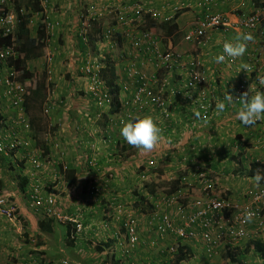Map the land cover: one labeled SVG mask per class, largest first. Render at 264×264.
<instances>
[{"label": "crops", "instance_id": "1", "mask_svg": "<svg viewBox=\"0 0 264 264\" xmlns=\"http://www.w3.org/2000/svg\"><path fill=\"white\" fill-rule=\"evenodd\" d=\"M59 3L67 9L69 14L62 13L57 17L59 23L57 22L55 35L47 49L54 51L55 59L52 63L47 62L45 49L42 55L28 61V69L33 73L29 84L35 85L34 88L28 87L24 103V113L27 115L30 129L24 131L17 127V131H15L23 139L29 138V142L33 143L34 148H37L34 149V155L44 161V166L39 171L34 170L23 156L25 150L11 148L6 153L0 152V166L3 167L7 164L13 170V173L3 176L5 178H3L2 191L7 192L5 186L8 184V178H11L9 175L13 174L14 176L15 174L19 178L17 180L20 185L9 195L18 204L20 220L23 219L27 225L24 226V236H29L28 238L31 240L24 241L21 247L25 253L41 254V259L44 260V264H47L50 258L49 249L53 245L61 247L62 243H66L67 233L65 235L61 226L67 230V225L55 223L57 224L55 229L51 230L50 225L46 223L41 230L39 222H47L49 218L34 211L26 202L27 199L24 200V197L30 198L29 186L33 182H38L43 184L45 192L53 195L58 202V209L63 213L82 217L84 233L81 234L80 239H76V243L73 240L74 246H72L81 261L74 262L72 260V264H107L106 256L109 254L108 252L110 255L117 253L118 242H121L122 248L119 251L120 255H116L115 258L122 261V264H169V259L162 260V254L171 253L175 258L180 249L186 252L187 259L183 263L189 264L188 260H192V258L194 260H213V254L211 255L207 251L205 244H196V241L191 240H176V244L171 245L172 241L168 240L163 245L159 243V237L155 230V235H153L154 226L150 221L151 215L155 212L169 211L159 209L156 203L167 195L165 193V195H152L145 187L146 182L157 181V176L151 172L153 167H150L148 162L150 159H154L156 163L158 159L161 160L164 175L171 180L176 177L178 170L177 158L173 155L175 149H177V154L184 155L183 153H186L190 158L196 159L203 156L205 160L207 157L209 160L214 159L212 161L215 162V166L208 167L210 173L207 177L215 178L219 183L217 189L223 193L229 190L228 197L238 201L245 200V194L249 189L264 186V180L256 185L254 176H248L247 173L253 164L259 162V167L254 168L253 166V168L256 169V174L264 175V172H259L264 171V166L261 164L264 160V120L258 121L254 126L241 124L236 118V113L241 107L240 101L235 102V96L228 92L231 89L237 94L239 88L245 86L248 95L251 96L264 88V85L259 83L260 78H264V17L257 27L250 31L254 35V41L248 43L247 50L242 57L227 63H217L214 59L216 56L222 55L224 43H235L238 34L245 32L242 21L250 13L264 6V0H216L215 5L211 8L214 12L225 17L228 27L213 29L201 41L194 43L186 41L185 36L192 30L196 19L201 16L199 0H176L171 5L167 3V0H150V4L147 3L155 9H159L164 16L171 18L176 14L172 11L173 5L179 3L181 7L179 11H183L182 8L188 6L190 10L182 12L176 20L179 30L171 37L157 38L160 41V49L173 48L184 53L187 58L194 57L202 64L207 87L216 93L219 90L218 93L222 95L215 97L213 118L205 122L199 119L198 123L196 121L200 114L191 107H183L181 99L177 101L174 99L172 101L173 122L171 121L168 131L161 134L159 143L149 152L128 144L120 135L122 125L118 124L117 117H121L123 114L125 116L124 112L127 108H123L121 114L114 116L109 115L110 113L106 111H98L95 99L89 91V80L82 71L87 60V52H85V45L77 33L80 20L76 13L82 8L78 7L77 0H59ZM47 12L48 10L45 11V16L48 20L56 19L53 16L50 18ZM39 19L34 16L36 23H39ZM36 30L37 28L32 32V36H36ZM196 48L199 50L197 51ZM212 48L217 49L212 50ZM94 49L97 50V48ZM82 53L86 54L83 56ZM80 55L83 56L82 60H80ZM242 64H248L251 71L248 72L241 68ZM145 72L151 77L158 78L159 81L170 78L174 73H171L170 70H157L153 64L149 65ZM59 73L66 76H59ZM171 78L173 82L170 86H179L181 78L174 75ZM24 84L26 85V83ZM226 93L232 95L234 103L228 106L224 113L217 115L216 104L223 100ZM1 101L0 99V105ZM47 106L50 108L48 115L44 112ZM136 113L134 116L139 115ZM3 114V110H0V126L5 124L4 128L1 127L0 143L9 141L13 135V132L9 133L8 122L10 120L8 119L10 118L5 116L7 121L4 122ZM152 114L153 112L147 108L142 115L144 117ZM219 117L221 120H218ZM176 118L180 124L174 120ZM224 125L226 126L223 127ZM177 128L180 129L177 130ZM220 129L224 130L223 134ZM227 139L231 143L230 147L233 145L231 148H228L225 142L223 143ZM220 140L222 142L219 144ZM216 142H218V147L215 146ZM210 143H213L214 146ZM136 149H139L142 156H138V158L130 156V153ZM11 151L14 152L11 153ZM225 154H230L228 156L232 160L230 165L225 163L227 158L221 156H225ZM94 160L97 162L96 166H90V162ZM64 166L68 168L66 171L63 170ZM141 167L142 170L149 172V177L145 180L141 177L143 173L140 171ZM239 170H242L245 175L239 174ZM68 173L71 174L68 175ZM185 174L192 182L196 179V174L189 175L186 172ZM160 178L164 179L161 176ZM93 182L98 186V193L94 197L89 193V185ZM24 183H26L25 187L22 186ZM199 184L202 183L199 182ZM137 193L143 194L147 201L152 202L155 208L154 212L145 213L134 206L138 198ZM126 203L130 209L127 213L136 214L139 212L144 222L140 227V241L135 245L132 253L123 247V243L128 244L125 228L128 219H124L126 214L123 213ZM170 212L173 213V211ZM1 218L12 222L4 217ZM12 223L15 224V222ZM252 228L254 230L255 226ZM21 229L22 224L21 227H18V230ZM13 233L15 234V231L11 227H0V238L2 239L7 235L12 238ZM156 243H158L157 246ZM106 244L110 247L105 248ZM240 244L245 245L244 249L249 248L248 251L252 248L259 251L256 244H261L264 249V242H260L255 236ZM240 244L237 246L227 243L220 244L215 249L214 256L221 252L223 255L229 248L234 251ZM99 247L103 251L99 250ZM171 247L174 248V251H171ZM84 249L86 251L88 249V254ZM260 253L264 256V250ZM101 255H105V257L101 258ZM202 255L206 259L202 258ZM258 261L260 263L257 262V264L264 263L262 258Z\"/></svg>", "mask_w": 264, "mask_h": 264}, {"label": "built area", "instance_id": "2", "mask_svg": "<svg viewBox=\"0 0 264 264\" xmlns=\"http://www.w3.org/2000/svg\"><path fill=\"white\" fill-rule=\"evenodd\" d=\"M216 0H199V6L205 7L204 14L198 18L193 25L192 30L185 36L188 42L201 41V39L208 35V32L213 29H220L228 27V22L222 14L212 13L209 5ZM47 1H43L45 4ZM141 2V1H140ZM102 10L98 11L96 4H91V7L84 10L81 14L80 26L78 35L85 45L88 43L89 33L96 18L101 15L115 16L117 24H121L128 28V32L123 33L133 43L142 42L147 44V52H152L155 56L160 58V62L170 69L172 75L179 79V86H170L169 79H164L159 82L157 88L152 87V81L144 74L141 67L135 63L127 70L128 77H132V85H122L120 78L118 84H121L124 91L128 92V98L123 96V107L135 110L139 115L134 116L131 111L127 112L125 120H130L134 117H143V112L150 109L153 114L151 117L161 130V134L168 131V128L173 122L172 103L169 100L170 96L181 99L182 102L193 101L198 97L205 99L207 91L203 87L205 78L201 70L200 62L194 57L187 59L184 53L178 52L175 49L161 50L160 41L151 34V31H143L136 35L135 31L140 28L145 19V16H150L153 19L169 20L171 17L164 16L161 11L149 6L146 2L140 4H133L128 7L119 8L116 10L110 9V4L101 6ZM180 4L176 3L172 6L173 13H177L180 9ZM23 11H17L14 0H0V31L3 36H14L17 33L19 24L21 23L20 16ZM38 16V15H37ZM264 17V6L253 13H250L243 21L245 32H250L255 29L261 19ZM110 19V18H109ZM34 23V18L30 19L29 24ZM47 33V49L54 36V31L57 24L47 20L45 22ZM118 48V46H116ZM115 48V49H116ZM45 53L46 61L52 63L54 61V51L47 50ZM222 54H224L222 52ZM87 60L83 66V73L89 80V91L95 99V104L101 111H106L111 107L113 101L112 93L105 87V83L101 76V69L104 66L101 58L93 51H87ZM21 57L20 51L15 43L2 44L0 43V95L4 100H8L10 105L18 110V115L15 123L24 131L30 129V124L27 120V115L24 109V103L28 90L24 82L20 79L19 73L12 61ZM225 59L233 62L235 58L225 55ZM175 67V68H174ZM176 70V73H175ZM134 77V78H133ZM155 78V77H154ZM247 93L245 86L239 88L235 95V100L239 101L240 97ZM194 111L198 112L199 119L207 121L213 118L212 112L214 106H208L205 103H200L192 107ZM46 115L50 113L49 106L45 107ZM31 140V139H30ZM32 145L29 138L23 139L15 131L11 139L7 142L0 143V152L6 153L11 148H23L29 151L25 156L30 166L39 171L44 166V161L38 156L34 155ZM96 160L90 162V166H96ZM156 164L154 159H150L148 165L154 167ZM264 166V160L261 163ZM187 168V166H185ZM67 166L63 167L66 171ZM196 179L202 183L200 196L191 197L190 193L194 191L192 183L188 175H184L181 179L183 187L178 192L167 195L164 198L165 204L172 208L173 213L169 212H155L151 215L150 221L154 226L159 240L167 237H174L176 240H191L205 244L207 251L214 255L215 249L223 243L237 246L238 244L255 236L261 238L264 236V186H256L249 189L245 194L244 201L234 200L228 197L229 190L226 193L217 189V180L213 177H207L208 172L204 171L199 166L196 167ZM149 172L143 171L142 179H147ZM188 176V177H187ZM89 193L91 196H96L98 193V186L95 182L89 185ZM29 196L31 199L30 207L34 211L44 214L46 217L53 218L59 223L71 222L74 226L73 237L80 239L81 234L84 233V224L82 217L70 216L58 209V202L52 194L44 192L42 185L38 182H33L29 189ZM246 210H251L255 213L251 222H244V214ZM130 214V213H127ZM126 214V215H127ZM0 216L9 220H17L18 209L15 205L9 203L8 199L0 196ZM128 219V220H127ZM125 228L128 238V244L123 247L127 249L128 246L134 248L140 241L139 219L131 215L126 218ZM252 226H255L254 230ZM118 247L121 248V242H118ZM171 251L174 248L171 247ZM22 264H38L37 260L24 262ZM60 264H72L69 259L63 260Z\"/></svg>", "mask_w": 264, "mask_h": 264}, {"label": "rangeland", "instance_id": "3", "mask_svg": "<svg viewBox=\"0 0 264 264\" xmlns=\"http://www.w3.org/2000/svg\"><path fill=\"white\" fill-rule=\"evenodd\" d=\"M26 1L27 0H25V3H26ZM140 1L141 2H146V3H149L150 4V0H99V1H97V0H77L78 7H81L82 9H79V11H77L76 13H78V18L80 20L81 19V17H79V16H81L80 13H83V11L84 10H87V8L89 9L91 7V4H93V3L97 5L98 11H100V10H102L101 6H104V5L108 4V3L110 4V9L113 8V10H116L117 9L116 7L125 9V7H128L130 5L137 4V3L140 4L141 3ZM175 1L176 0H167V3L169 5H171V4L175 3ZM48 2L49 3H46L45 4V6H46V8L48 10V12H47L48 13V16L50 18L52 16L53 17H56V19H52V21L54 20L53 22L56 23L57 26H58V23L59 22L57 21L58 20L57 17L60 16V15H62V13L69 14V12L67 11V9L63 8L60 5L59 0H48ZM25 3H23V4H25ZM36 17H39V16H36ZM99 17H104L105 18L104 15H101ZM40 19H41V17H40ZM114 20H115V16L112 15L110 17V19H108L107 21H105V23H106L105 24V27H107V26L110 27L113 30L112 31L113 33H118V32H120V33H126V32H128V28L126 26H123L121 24H117L116 21H115V24H113L112 21H114ZM105 27H103V28H105ZM35 28H36V22L34 21V23L31 25V31L33 32ZM150 30L152 31L151 34L153 36H155L156 38H163L164 37V34L162 33V31H158V30L157 31H154L152 29H150ZM147 31H149V30H147ZM54 32H56V31H54ZM140 32H141V29L140 28H137V30L135 31V33H136L137 36H138V34ZM110 44H111V42L109 43V46H110ZM146 45L147 44H143L142 42L132 43V39L131 38H129L128 40L126 39V43H125V46H124L123 51H127L128 52V57L126 58L124 56V60L123 61H121L120 58L118 57L117 60L119 59L120 61L118 63L116 62L117 66L119 68L118 69V72H119V77L118 78H120V80L122 82V85H130V84L132 85V79H131L132 77H128V75L126 73L127 72L126 69H128L134 63L137 66H139V67L141 65L143 66L141 69L144 71V74L148 77V79H150L152 81V83H153L152 84V87H154V88H157L158 87L160 81H159L158 78H157L158 79L157 80L156 78L149 76L145 72V69L149 65H152L153 64L155 67H157V70H161V69L162 70H165V71H169L170 70L169 68H167V66H165L164 64H162V62L159 61L160 58H158L157 56H155L152 52H147V46ZM78 48H79V46H78ZM85 48L87 49L88 46H85ZM98 48H102L101 50H103V51L98 56L101 58V60H104L103 59V56H104L105 52H110V50L106 47V45H104L103 47L100 46ZM217 48H220V47L217 46ZM217 48H214V49H217ZM196 49H197V51L199 50L198 48H196ZM214 49L212 48V50H214ZM120 50L121 49L118 46V48L116 49V52L114 54L116 56H118L120 54ZM166 50H167V47H166ZM85 54L82 53L83 56ZM82 55H80V60H82V57H83ZM231 58H233V57H231ZM187 59H189V58H187ZM228 60H230V59H225L223 62H226L227 63ZM81 63L83 64L84 62L82 61ZM200 66H201V70H202L203 69L202 68V64H200ZM49 67H51V66L49 65ZM64 75L65 74L59 73V76H64ZM68 76L71 78L70 75H68ZM81 76H82V74H81ZM171 76H170V78H167V79H169L170 82H173ZM48 77H49V74H48ZM164 79H166V78H164ZM164 79H162V80H164ZM25 83H26L27 90H29L28 87L29 88H34L35 87V85L29 84V81H27ZM203 87L207 91V95H206L205 99H202L201 97H198V98H196L193 101H191V100L190 101H186V102L182 103L183 107H185V108H187V107L190 108L191 107L192 108V107H195V105H198L200 103H205L206 105L211 106V107L214 106L215 101H216L215 100V97L217 96V95H215L216 92L214 90L209 89L207 87V85H206V82L204 83ZM263 90H264V88L261 89L262 92H263ZM0 99L2 100L1 101V105H0V108H1L0 110H3V112H4V114H3V116H4V122L7 121V118H10V119H8V120H10L8 122V124H9L8 126L10 127L9 133H11L13 131H17L18 125L15 123V120H16L17 115H18V110H16V111L13 110L14 108L10 105V103L8 102V100H4V98L1 95H0ZM174 99H175V101L178 100L176 97H173V96H170L169 97V100L171 101V103H172V101ZM110 110H111V108H108L106 110V112L109 113ZM98 111H101V110L98 108ZM129 111H131L134 114L136 113L135 110H131L129 108H127V110L124 113H127ZM136 114H138V113H136ZM109 115L114 116L112 114H109ZM117 120H118V124H121V125L124 122L127 121V119L125 120V118L123 117V115L121 117H117ZM174 120L177 122V118L174 119ZM218 120H221L220 117L218 118ZM177 124H180V123L177 122ZM225 126L226 125H224L223 127H225ZM1 127L4 128L5 127V124L3 123L0 126V133H2L1 132ZM179 129L180 128H177V130H179ZM228 130H230V129H228ZM228 130H226V131H228ZM221 133L223 134L224 133V130H221ZM5 142H7V141H5ZM218 142L220 144L222 141L220 140ZM218 142H217V144H218ZM224 142L228 146V148H231L233 146L232 145L230 147V144L231 143L229 142L228 139L226 141H223V143ZM212 146H214V144H212ZM215 146L218 147V145H215ZM30 147L32 148L33 153H34V149H37V148H34L33 143H32V145ZM83 147L86 148L87 146H83ZM219 147H221V145H219ZM218 150H220V149H218ZM12 152H14V151H11V153ZM26 155H27V153L24 152V155L23 156H24L25 159H26V157H25ZM3 156H5V155H3ZM130 156H132L134 158H138V156H142V154H141V152H139V149H136V151H133V152L130 153ZM221 156L227 158L226 161H225V163L228 164V165H230L229 163L232 161L230 159V157H228V156H230V154H227V155L225 154V156L224 155H221ZM201 158H203V156H201ZM0 159H1V156H0ZM212 160H214V159H212ZM176 161H177V164H176L177 166L180 165L181 167H183V165H181V163L183 164L185 162L182 159H178L177 158ZM213 164H215L214 161H213ZM155 166H156V168H154V171L155 172L153 171V168H152L151 172L154 173L155 176H157L156 177L157 182L163 183V186L166 184V187H167V182H169L170 179H168V177L166 175H164V174L160 175L158 173V171H157V167L160 166L159 168H161V160L159 162V159H158V161L154 165V167ZM180 170L181 169H178L177 171H180ZM208 171L210 172V170H208ZM9 173H13V170H12V168L9 167V165L5 164L3 167L0 166V177H2V178H0V180H1L0 181V188H1L0 195L7 197L10 200L9 203H11V201H12V203L14 205H16L17 208H18L17 202L15 200H13L12 197L9 195V194L13 193V191L18 187V185H20L18 183V180H17L19 178H17V176L15 174H14V176H13V174L12 175H9L11 178H8V184L5 186V188L7 189V192H3L2 191V183L4 181L3 178H5L3 176H5V175H7ZM160 176L163 177L164 179L162 180L160 178ZM41 185L44 188L43 184H41ZM29 188H30V186H29ZM162 194L165 195L164 192H162ZM195 196H200V191L196 190L195 192H193L192 193V197H195ZM24 198H25L24 200L27 199L26 200L27 203H29V204L31 203V199L30 198H26V197H24ZM164 201L165 200L162 199V200H158L156 202L158 204L159 209H164V211H169V212L170 211H174L172 208L168 207L165 204ZM127 204L128 203H126V205L124 207L121 206L125 210V211H123L124 214H127V211H130L129 205H127ZM119 205H121V204H119ZM131 214L136 219H139V230H140V227H141L142 224H144V222L142 221V218H141L139 212L136 213V214H133V213L127 214V215L124 216V219H126L128 217V215H131ZM22 220H20V219L12 220V222H15V224H14L12 222H7V220H4V219H2L0 217V227L1 226L5 227V228L6 227H9V228L11 227L15 231V234L13 233L14 235H13L12 238L10 237V235H7L6 237H4V239L0 238V264H21V262H27V261L30 262L33 259L40 258V255L36 254V252H34L33 254L31 252H26L25 253L23 247H21V245L24 244V241H27V242L31 241L30 238L24 236V232H25L24 226H27V225L24 222V220H23V222H22ZM21 224H22V229L21 230H18V227H21ZM151 227H153V226H151ZM61 229L63 230V232L66 235L67 230L65 229V227L61 226ZM154 230L155 229L153 228V235H155ZM255 239H253V240H255ZM168 240H171L172 241L171 245L176 244V239H174L172 237H167V238H165L163 240H158V241H159L160 244H163L164 245V242H166ZM258 240H260V242H264V237L258 238ZM14 242H16V244H14ZM84 242H85V240H84ZM62 244L63 245L61 247L60 246H57V245H55V246L53 245L51 247V249H49L48 254H49V257L50 258H49V263H47V264H50V262H52V264H60L65 259H69L71 261V263H72V260H74V262L75 261H78V262L81 261V258L75 253L74 248H72L71 246H69L65 242L62 243ZM196 244H200V243H196ZM19 245H20V247H19ZM155 245L157 246L158 243H156ZM167 247H169V246H167ZM244 247H245L244 244H240L237 247V249H235L233 251L235 254H239V256L237 255L239 257V262L238 263L231 262L227 257H225L224 254L222 255V252L220 254L215 255V256L213 255V257H212L213 260H207L202 255V258H205L206 260H203L202 258H201L202 260H194V258H192V260L190 259L188 261H190L189 264H257V262H259L258 260L260 258H262L264 260V258H263L264 256L259 251L255 250L254 248H252V249H250L248 251L247 249H244ZM4 250H7V251H4ZM90 250H92V249H90ZM120 250H121V248H119L118 250H116L117 253L116 254L114 253L115 254L114 256L120 255V253H119ZM129 251H130V253H132L133 252V249H130ZM88 252L89 251L87 249L86 254H88ZM108 253L109 254L106 256L107 259H105V260H108L109 261L110 260V257H112V255H110V252H108ZM162 255H163V259L162 260H165L167 258V259H169V264H173V261L175 259L174 258V254L164 253ZM101 256H102L101 258L105 257V255H101ZM42 264H44V260H43ZM183 264H186V263H183ZM262 264H264V263H262Z\"/></svg>", "mask_w": 264, "mask_h": 264}, {"label": "trees", "instance_id": "4", "mask_svg": "<svg viewBox=\"0 0 264 264\" xmlns=\"http://www.w3.org/2000/svg\"><path fill=\"white\" fill-rule=\"evenodd\" d=\"M24 1L25 0H14L15 8L17 11H21V9L24 8L26 10V12H28V13L20 16L21 23L19 24V28H18L17 33H15L14 36H11V35L3 36V34L0 31V43H2V44L15 43L16 44V47L18 48V50L20 51V54H22V56L21 57L19 56L15 61H12L11 63H12V65L15 66L16 70L18 71L20 79L25 83L27 81H30L33 78V73L28 69V61L31 58L38 57V56L42 55V53H44L45 47H47V33H46V25H45V21H44L45 16H42L40 23L38 24L36 36H32L31 30L29 28V18L36 12H43L41 0H27L26 3ZM23 3H25V4H23ZM215 3H216V1L209 5L210 11L212 13H216L211 8L213 5H215ZM182 9H183V11H178L174 15V17L169 19V20L153 19L150 16H145V19L143 21V24H141L140 29L143 31H146V30L151 31L150 29H152L154 31H157V30L162 31V33L164 34L165 37H171L179 30L178 24L176 22L177 18L181 15L182 12L189 10L188 6H187V8L185 7ZM200 10H201L200 14L202 16L204 14L205 7L200 8ZM200 17H198V18H200ZM105 18L108 20L110 17L108 15H105ZM105 18L99 17L98 19L96 18V21H94V25H97L99 29L101 28L100 29L101 31H98V33L96 31V32H94L93 35L89 36L91 43H93L92 46H94V47L89 46L87 48V50L89 49V50L93 51L94 53H96L97 55L102 53V50L100 48H98V46L103 47L104 45H106V47L110 50V52H105V54L103 56L104 66L101 69V76H102V79L105 83L104 84L105 87L113 95V101H112V104L110 107L111 110L109 113L112 115H116V114H119L124 108L123 107V96L128 98V92L126 93L124 91L123 87L121 86V84H118V82H117L118 77H119V72H118L119 68L116 64V62L118 63L120 60L123 61L124 56L126 58L128 57V52L123 51L125 43H126V39L128 40V38L123 33H120V32L113 33L112 32L113 30L110 27H108V26L105 27V24H106L105 21H107ZM112 22H113V24H115V20ZM103 27H105V28H103ZM216 30H218V29H216ZM110 42H111V44L109 46ZM116 46H119L121 49L120 54L118 56H116L114 54L116 52V50H115ZM94 48H97V50ZM118 57L120 58V60L119 59L117 60ZM228 92L229 93L231 92L233 96L236 95V91H233L231 89ZM218 94L219 93L217 91V93H215V95L222 96L221 94H219V95ZM239 101H235V102H239ZM20 150L21 151L25 150L23 152H26V153L28 152V150L23 149V148H20ZM203 162L208 164V161L205 159L201 161V163H203ZM258 163L259 162H257V164H253L254 168L259 167ZM253 166L247 172L248 176H255L256 175V173H255L256 169H254ZM159 167H157L158 173L160 175L164 174V170L162 168H159ZM140 171H143L142 167H141ZM180 171H177L178 175L176 178H173L169 182H167V187H166V184L163 186V183L157 182L156 180L146 182L145 187H146L148 193H150L152 195H155V194L160 195V194H162V192H164L166 195H172V194L178 192L182 188V185H183L182 181H181L182 180L181 177L183 176L182 172L184 170H180ZM70 172L72 173V170ZM259 172H264V171L261 170ZM71 173H68V175ZM238 173L241 175H245V173L242 170H239ZM25 184L26 183H24L22 186L25 187ZM135 192H137V190H135ZM136 195H138V198L136 199V201L134 203V206L136 208H138L140 211H143L145 213L154 212L155 208H154L151 201H147L145 199L144 195L141 193H137ZM11 204H13L12 201H11ZM20 219H21V216H20ZM46 223H47V225H50L51 230H52V229H55L56 225L59 222H57L53 218H49L47 222L40 221L39 227L41 230H43V227L46 225ZM55 223H57V224H55ZM64 225H67V235L65 236L66 244H68L69 246L72 247V246H74L73 239L71 238V236L73 235L72 234L73 232H71V231H74V228L72 226L73 224L71 222H65ZM71 227H72V229H70ZM26 237H29V236H26ZM256 246H257L256 248L260 252H263L264 249H263V246L261 244L260 245L256 244ZM104 247L109 248L110 245L106 244ZM246 249H249V248H246ZM99 250L103 251V249H101L100 247H99ZM39 255H41V254H39ZM185 255H186V252L183 249H180L178 254L175 256L174 264H183V262L187 259ZM224 255L233 263L239 262V257H238L239 254H235L231 250V248L227 249L226 252L224 253ZM42 262H43V259H42ZM42 262H41V264H42ZM121 262L122 261H119L118 259L115 258L114 253H113V255L109 261L106 260L107 264H122ZM50 264H52V263L50 262Z\"/></svg>", "mask_w": 264, "mask_h": 264}, {"label": "clouds", "instance_id": "5", "mask_svg": "<svg viewBox=\"0 0 264 264\" xmlns=\"http://www.w3.org/2000/svg\"><path fill=\"white\" fill-rule=\"evenodd\" d=\"M43 1H45V0H41L43 12L34 13L29 18V21H30V19L34 18V16L36 17L37 15L39 16V18L40 17L42 18V16H45V11L47 10L45 4L49 3V2H48V0H46L47 2L45 4H43ZM21 11H23L22 15L28 13V12H26V10L24 8L21 9ZM80 14H82V13H80ZM79 17H81V16H79ZM40 20L41 19H39V23H40ZM47 20L48 19L45 16L44 21L46 22ZM49 21H51V20H49ZM37 23H36V28H38V24H39V23L38 24ZM79 26L80 25H78V29H79ZM29 28L31 30L30 24H29ZM225 28H227V27H224V29ZM96 31L98 33V31H101V30L98 28L97 25L93 24L91 31L89 33V36L93 35L94 32H96ZM31 33H32V31H31ZM77 33H78V30H77ZM54 35H55V32H54ZM53 37H52V39H53ZM80 40H81V38H80ZM252 41H254V35L251 32H243V33L238 34L235 43H232V42L224 43V45H223V53L224 54L216 56L214 58L215 61L217 63L223 62L225 60V55L228 57H233V58L242 57L247 50L248 43L252 42ZM82 43L85 45V43L83 41H82ZM90 43H91V41H89L88 44L90 46H92L93 43H91V44ZM85 46H87V45H85ZM45 49H47V47H45ZM87 51L88 50L86 49V52ZM87 57H88V55H87ZM241 68L247 70L248 72L251 71V68L248 64H242ZM259 83L261 85H264V78H260ZM239 99H240L241 107L239 108V110L236 113V118L241 122V124H243L244 126H254L257 124L258 121L264 120V92L257 91L254 95H251V96H249L248 93H244V95L242 97H240ZM233 103H234V100H233L232 95L226 93L223 97V100H221L220 102H218L216 104L217 115L224 113L226 108L228 106L232 105ZM121 113H122V111L119 114H121ZM119 114H117V115H119ZM120 135L124 138V140L128 144H130L134 147H137L139 149H143L145 152H149V151L153 150V148L161 140V130L157 126V124L154 122V120L151 116L134 117V118L128 120L127 122H124L122 124V127L120 128ZM210 144H213V143H210ZM216 145H217V142H216ZM176 151H177V149L174 150L173 155L176 156L178 159H182L186 163V164L185 163L182 164L180 162L181 165H183V167H181L180 165L177 166L178 169L184 170L182 172L183 176L186 175L185 172L188 173L189 175L190 174L195 175L196 171H197V169H196L197 166H199L200 168H202L204 171H206L208 173H210L208 171L209 170L208 167H214L215 166L213 164V161L209 160V157H207V159H206L208 161V164H206L204 162L201 163V161L204 160L203 158H196V159H194V157L190 158L186 153H183L184 155H182V153L177 154ZM159 162H160V160H159ZM185 166H187V168ZM144 169H145V166H144ZM143 171H141V172H143ZM177 175L178 174H176V177H177ZM81 177H83V176H81ZM176 177H174V178H176ZM254 180H255L256 185H259L260 182L262 180H264V175L257 173L254 176ZM190 182L192 183V187L194 188V191H192L190 193V196L192 197L193 192H195L196 190L200 191L199 189L201 188L202 184L200 185L199 181L197 179H195L193 182L190 180ZM182 187H183V185H182ZM200 194H201V191H200ZM8 201H9V199H8ZM254 215H255V213L253 211L246 210L245 214H244V222H246V223L251 222ZM0 217H2V216H0ZM19 219H20V216H19ZM73 228H74V226H73ZM71 232H73L72 234H74V231H71ZM71 238L74 240V242L76 241V239L73 237V235L71 236ZM197 243H199V242H197ZM127 249L130 250L133 248L128 246ZM35 260H37L38 264H41V262H42L41 257L38 259H35Z\"/></svg>", "mask_w": 264, "mask_h": 264}]
</instances>
